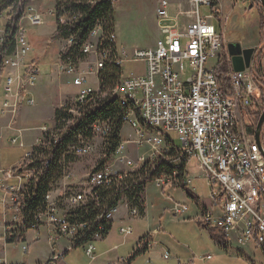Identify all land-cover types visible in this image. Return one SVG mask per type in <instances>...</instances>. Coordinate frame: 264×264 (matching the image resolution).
Segmentation results:
<instances>
[{
  "label": "built area",
  "instance_id": "built-area-1",
  "mask_svg": "<svg viewBox=\"0 0 264 264\" xmlns=\"http://www.w3.org/2000/svg\"><path fill=\"white\" fill-rule=\"evenodd\" d=\"M76 1L85 2L0 0L2 117L14 119L22 107L35 103L34 89L40 81L41 64L33 59L36 49L29 40V31L43 26L46 16L51 18L55 34L75 27L83 18L72 5ZM100 1L115 8L122 0ZM89 2L95 5V1ZM155 2L160 32L155 48L123 50L124 69L125 65L140 63L144 71L139 75L130 73L125 87L116 84L113 87L112 98L121 97V105L116 107L120 111L117 122L114 123L115 116L109 120L96 119L90 124L89 133L79 135L74 142L64 143L63 173L49 188L45 209L30 223L23 210L24 193L36 178L34 168L37 164L51 159L55 152L48 149V133L64 127V134L56 141L55 148H59L71 129L85 120L81 105L94 103L95 108L104 102L97 101V94L105 91L102 87L107 75L105 42H110L109 29L113 22L110 27L96 24L83 41H78L76 35L61 39L63 47L53 68L56 76L65 77L76 91L57 108L50 122L30 128L36 133L30 144L24 141L27 130H16L8 136L11 144L27 151L18 164L0 169V264H58L66 253L78 246H82L86 257L94 261V242L101 241L108 230L102 227L85 239L84 234L91 230L92 223H74L72 217L88 206L100 209L98 194L102 189L114 186L122 191L115 205L108 206L101 217L110 225L120 207L127 210L132 220L139 218L141 207L145 210L147 205L150 186L163 193L173 189L175 184L184 185L196 196V190L190 189L194 182L205 184L209 190L210 207L198 217L201 226L225 234L226 250L233 246V236H236L238 245L255 246L264 260V155L256 142L255 132L250 133L246 125L251 114L264 112L261 82L264 77L255 74L253 64L244 72H234L226 52L229 71L224 80L220 71L225 47L221 30L223 8L217 0ZM202 10L208 15H203ZM214 20L219 22V30ZM133 103H141L142 116L134 115ZM68 115H75L74 125H67ZM143 120L155 123L157 133L138 132ZM117 123L121 126L117 133L119 145L113 152L109 144ZM126 126L137 132L138 140L130 143L139 150L145 148L135 159L125 151L127 143L121 141ZM8 130L13 129L9 127ZM169 135L175 136L180 146ZM261 143L264 148L262 138ZM38 151H45V159H38ZM87 157L92 159L87 164L89 170L77 180L70 167ZM193 162L196 178L189 171ZM159 166L168 167L170 173L154 177ZM178 171H185L186 179L180 180ZM130 180L144 183L139 195L128 193ZM189 211V205L179 202L169 209L175 218H184ZM120 234L132 235V228H120ZM41 241L50 251L45 261L14 263L8 260L10 246L22 245L25 257L31 246ZM66 242L69 244L64 246ZM164 259L169 260V255L165 254ZM211 259L212 256H206L202 260Z\"/></svg>",
  "mask_w": 264,
  "mask_h": 264
},
{
  "label": "rangeland",
  "instance_id": "rangeland-1",
  "mask_svg": "<svg viewBox=\"0 0 264 264\" xmlns=\"http://www.w3.org/2000/svg\"><path fill=\"white\" fill-rule=\"evenodd\" d=\"M217 2L223 8L221 30L224 32V46L226 47V49L224 47V51L227 50L226 52H228L230 45L237 43L241 44L243 48H255L256 51L262 50L264 58V43L260 44L264 34L260 27L262 19H264V8L261 3H252L250 0H238L237 2H234V0H217ZM114 11V26L118 37V45L121 49L131 52L135 49L149 50L155 48L160 39L155 0H122L116 5ZM202 14L208 15V12L202 10ZM50 22L51 18L46 16L43 26L31 28L29 31V39L31 40L33 34L34 38L31 43L37 49L34 55L39 57L40 64H42L40 81L34 89V105L22 107L14 119L4 118L0 115V169L2 170L18 164L27 151L19 148L18 145L11 144V137L8 139L6 137L16 133V130H27L24 133V141L26 144H30L33 137L36 136V133L31 131L30 128L39 127L41 124L49 122L47 119L52 112L51 101H53V97L48 96L47 99H43L40 95L44 87L51 82L52 68H50V65L54 63L53 60L58 57V52L63 47L61 39L54 40L55 30ZM213 24L218 30L220 29L217 20H214ZM0 26H2V22H0ZM38 36L40 37L38 38ZM53 52L55 57L49 56ZM46 53L47 57L45 56ZM259 65L258 63V67L262 65L261 72L259 68L256 69V72L258 70L260 77H264V60ZM143 71L144 65L140 63L125 65L124 69L125 77L129 76L130 73L139 75ZM60 78L62 87L66 85V87H69L68 80L65 77ZM261 82L264 88V78ZM53 83L57 84L56 82ZM1 88L0 104L3 99ZM75 91L72 87L64 89V92H68L69 95ZM64 102L60 105L65 104ZM9 127L13 130L9 131ZM138 132L148 135L143 132L142 128H139ZM136 133L135 130L126 126L122 135L123 140L121 139L122 142L127 143L125 151L130 152L134 159L145 151L144 147L139 150L134 144L130 143L138 140ZM169 137L177 146H180L175 136L169 135ZM261 138L264 142V127ZM89 159L91 157L80 159L77 164L74 163L70 167L77 180H81L87 174L89 170L87 161ZM189 171L193 178L198 176L195 171V162L192 163ZM190 189L196 190L198 197L203 199L207 205L209 190L205 184L194 182ZM170 190L164 191L162 193L163 197L167 196ZM171 193L174 201L186 202L188 199V202H190V211L184 218H175L169 213V209L172 207L171 203L163 200L160 192L153 186L149 190L148 220H144V222L134 221L129 225H123L122 228L131 227L134 231L133 235L127 239H124L125 237L119 235L116 231L121 225L114 226L105 243H95L96 255L102 256L92 264L112 263L115 261L116 256L128 259L130 255L134 254V251H137L138 240L148 234L149 230L159 231L158 235L154 237L153 246L146 253H141L135 257L130 264H264L260 251L255 246L241 247L236 243V236H233L234 243L228 250L229 252L225 251L211 238L207 230L198 223V219H193L196 215L195 205L191 203L192 201L189 198L184 196L185 193ZM124 241H126V244H123ZM63 244L67 246L69 243ZM115 246H120L116 254H105ZM164 254L169 255V260H164ZM49 255L50 251L43 241L36 246H31L29 255L25 257L22 256V245L10 246L7 251L8 260L14 263L45 261ZM206 256H212V260L210 262L203 261L202 259ZM61 262V264H90V259L86 257L84 250L79 248L71 252Z\"/></svg>",
  "mask_w": 264,
  "mask_h": 264
},
{
  "label": "trees",
  "instance_id": "trees-1",
  "mask_svg": "<svg viewBox=\"0 0 264 264\" xmlns=\"http://www.w3.org/2000/svg\"><path fill=\"white\" fill-rule=\"evenodd\" d=\"M95 1V5L89 4V0H85V2H73L72 5L77 7V12L82 14V20L79 22L75 27L73 28H64L62 29V32L60 31L57 32L54 35V40L56 39H65L68 38L72 35H76L78 41H83L87 38L89 32L94 28L96 24H104L108 25L109 27L114 25L115 20H114V9L111 8L110 3L106 1H100V0H93ZM252 3H259L257 0H250ZM264 17V16H263ZM16 21V17L14 18ZM261 31H264V19H262L261 23ZM112 28V26L110 27ZM110 30V29H109ZM78 33V34H77ZM264 43V34L261 39L260 44ZM223 63L221 66V73L223 74L224 80H226L225 76L228 74L229 71V64L227 62L228 57L226 55V51L223 52ZM262 60H264L263 55H262V50L256 51L252 64L253 66L259 68L261 72V63ZM258 63L260 67H258ZM258 70L255 74L259 75ZM106 76H104V79L102 81V87L107 90L111 89L115 86V84L118 83V77H119V71L115 67H109L106 69ZM113 103V104H112ZM116 102H113L111 99L104 100V102H101L98 104L97 107L95 108H90L86 109L85 112V120L84 121H79L77 123V126L75 129H71L70 135L65 138L63 144L59 148H54V151L52 153V158L47 159L45 161H42L40 164H37L36 168H34L35 172V179L31 181V184L29 185L27 191L24 193V197L26 200V205L23 208L24 214L26 217V220L28 222H32L33 220L36 219L37 213L40 212L41 210L45 209V196L49 190V188L56 183V181L60 178V176L63 173L62 170V163L64 162V153H63V147L64 143L66 142H74V139L79 135H85L89 133L90 129V124L99 118H103L104 120H109L112 119L113 116H115V121L114 123L117 122L116 118L118 117V114L120 113L119 109L116 108ZM88 110V111H87ZM262 115V112L256 113V114H251L250 117L247 118V128L250 133H254L260 117ZM97 117V118H96ZM121 130V126L119 123L114 126V136L111 137V144H109V147L111 150L114 152L117 147H118V139H117V133ZM111 145V146H110ZM53 149V148H51ZM112 152V153H113ZM171 169L165 166H159L156 168L155 172L153 173V176L158 177L163 174H169ZM184 174L185 171H180L178 172V177L179 179H184ZM130 188L129 192L130 196L132 194L139 195V192L143 191L144 183L140 184V182L137 181H129L128 182ZM174 190L175 189H181L184 191L187 195V198H189L192 202H199V198L196 197L186 186L184 185H174ZM122 193L121 189L117 190L112 186L110 189H102L101 192H99V202L100 206L98 209L97 207L93 206L90 207L88 206L85 209H82L78 212H76L73 217L72 221L74 223H92V227L90 231L85 232L84 236H86L85 239L90 238L93 232L99 231L100 228L105 227L107 230L108 224L101 218L103 217L105 209L109 206L111 208L112 206L115 205V202L117 199H119V193ZM137 198V197H136ZM133 199V197H132ZM136 202V200H135ZM108 208V209H109ZM144 213V207H141V214L143 215ZM198 223L201 225L200 221ZM207 232L210 234L211 238L223 249H227V242L228 239L226 238L225 234H222L221 232L214 230V229H207ZM79 248H83L82 246H78ZM77 249V248H75ZM74 249V250H75ZM146 248L144 249V251Z\"/></svg>",
  "mask_w": 264,
  "mask_h": 264
},
{
  "label": "crops",
  "instance_id": "crops-1",
  "mask_svg": "<svg viewBox=\"0 0 264 264\" xmlns=\"http://www.w3.org/2000/svg\"><path fill=\"white\" fill-rule=\"evenodd\" d=\"M115 9V8H113ZM115 24V23H114ZM114 26V25H113ZM114 30H115V26H114ZM116 32V31H115ZM40 36H38L39 38ZM33 38H34V35L32 34L31 36V40L30 42L33 41ZM41 43V42H40ZM36 49V48H35ZM37 50V49H36ZM47 55V53L45 54V56ZM49 56H52V57H55V53H51ZM47 57V56H46ZM58 58V57H57ZM57 58L54 59V63L50 65V68H52V71H51V82H49V84H47L44 89L41 91V95L40 97L43 98V99H47L48 96L53 97V101H51V105L53 106L52 108V112L49 116V118L47 119V121H51L54 117V114H55V111L57 110L58 106L63 103V101H66L67 97L69 96L68 92H64V89L66 90V88H71L70 86L69 87H62V85L60 84V77H57L56 76V73H55V68H53V65L57 63ZM33 59L35 60H38L39 61V57H37L36 55L33 56ZM40 62V61H39ZM42 66V64H41ZM233 68V67H232ZM58 78V80H57ZM54 80H57V81H54ZM53 82H56L57 84L53 83ZM2 87L1 85V81H0V88ZM2 89V88H1ZM3 92V90H2ZM46 94V95H45ZM71 94V93H70ZM57 100V101H56ZM40 101V100H39ZM44 124V123H43ZM10 136V135H8ZM8 136L6 137V139H8ZM92 159H89L87 161V164L90 163ZM153 186L149 187L148 191H147V200H146V207H145V210H144V213L143 215H141L139 218H136V219H131L128 214H127V210L124 208V207H120L118 212L113 216L112 220L110 221V225H109V229L107 231V234L105 235V237L101 240V241H96L94 242V246H95V243H100V244H103L105 243V241H107L108 239V236L110 235L111 231L113 230L114 226L116 225H121L119 226L116 231L120 234V228H122L123 225H129V223L131 222H134V221H142L144 222V220H148V216H147V212H148V197H149V190L152 188ZM155 188V187H154ZM156 189V188H155ZM160 192V191H159ZM183 193L184 191H182L181 189H171L168 193H167V196L163 197L162 193L160 192V195L162 197L163 200L165 201H168L171 203V205H173L175 202H179V201H174L173 197H172V193ZM185 193V192H184ZM186 193H185V195ZM196 197H198V195L196 194ZM199 198V202H191V203H194L195 205V211H196V215L195 217L193 218L194 220L195 219H198V217L200 216V214L202 212H204L207 208L210 207V202L206 201L207 205L205 204V201L203 199H201L200 197ZM179 203H185L187 205L190 206V202H188V199L186 202H179ZM126 228V227H125ZM158 232L157 230H154V231H150L148 232V234H146L145 236H143L141 239L138 240V245H137V251H134V254L133 255H130V257L128 259H124V258H119L118 256H116L115 258V261L112 262V263H108V264H113V263H116V264H130L134 259L135 257H137L138 255H140L141 253H146L154 244V237L158 235ZM134 231H133V228H132V235H133ZM130 235V236H132ZM130 236H127L125 237L124 239H127L128 237ZM98 244V245H100ZM123 244H126V241L123 242ZM120 246H115L113 247V249L117 248V250H113V249H110V251H107L105 254H108V253H114L116 254L118 252V250L120 249L119 248ZM146 248V250L144 251V249ZM230 248V247H229ZM78 249V248H77ZM75 249V250H77ZM83 249V248H82ZM75 250H72L68 253H66V255L64 256V258L66 256H69L71 254V252L75 251ZM84 250V249H83ZM225 250V249H224ZM115 251V252H113ZM225 251H228V250H225ZM229 252V251H228ZM165 255V254H164ZM163 255V257H164ZM102 255H96V247H95V260L94 261H91L90 260V264L94 263V262H97L100 257ZM63 258V259H64ZM170 258V257H169ZM120 259H124V262H121ZM165 260V259H164ZM212 260V259H211ZM210 260V261H211ZM62 261V260H61ZM59 261L58 264H61L62 262ZM210 261H206V262H210Z\"/></svg>",
  "mask_w": 264,
  "mask_h": 264
},
{
  "label": "bare ground",
  "instance_id": "bare-ground-1",
  "mask_svg": "<svg viewBox=\"0 0 264 264\" xmlns=\"http://www.w3.org/2000/svg\"><path fill=\"white\" fill-rule=\"evenodd\" d=\"M110 42H105V58L104 66L107 68L115 67L119 71L117 87L126 86V77L122 75L124 73V65L121 63V57H123V49H119L118 37L114 30V26L109 30ZM113 88L107 89L103 92H98L97 101H104L111 99L113 102H116L117 106L121 105V97H113ZM113 104V103H112ZM94 108V103H87L81 105V114H85L86 109ZM88 111V110H87ZM133 111L135 116H142V106L141 103H133ZM97 118V117H96ZM75 124V115H68L67 125ZM141 128L148 133H157V126L151 120L141 121ZM61 134H64V127H57V131L54 133H48L47 135V144L48 149L56 147L57 138H61ZM38 159H45V151H38ZM180 172V171H178ZM179 178V177H178ZM184 179H186V172L184 174Z\"/></svg>",
  "mask_w": 264,
  "mask_h": 264
},
{
  "label": "water",
  "instance_id": "water-1",
  "mask_svg": "<svg viewBox=\"0 0 264 264\" xmlns=\"http://www.w3.org/2000/svg\"><path fill=\"white\" fill-rule=\"evenodd\" d=\"M264 8V0H257ZM252 7V5H251ZM256 53L255 48H243L241 44H232L228 49V56L231 59V64L234 72L241 73L246 69H250L254 55ZM264 127V112L262 113L258 126L255 130V139L257 144L260 146L261 151L264 155V148L261 143V133Z\"/></svg>",
  "mask_w": 264,
  "mask_h": 264
}]
</instances>
